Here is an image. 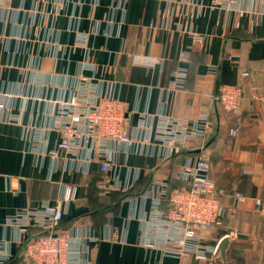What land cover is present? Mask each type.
I'll return each mask as SVG.
<instances>
[{"label":"crops","instance_id":"crops-1","mask_svg":"<svg viewBox=\"0 0 264 264\" xmlns=\"http://www.w3.org/2000/svg\"><path fill=\"white\" fill-rule=\"evenodd\" d=\"M4 2L0 242L5 245L0 256L18 254L17 228L10 218L43 202H61L71 187L76 197L62 203L63 221L82 226L93 238L88 245L92 264H220L168 256L153 226L154 198L147 195L155 182L169 190L188 187L178 170L188 157L203 156L225 210L210 243L236 232L227 264H264V0H244L232 9L212 0ZM143 58L163 62L147 66L139 62ZM86 60L95 73L83 69ZM179 70L186 71L184 86L173 90ZM81 77L90 79L97 94L111 91L124 104L137 153L132 144L112 141L105 152L94 149L91 161L88 151L78 158L62 152L51 156L60 140L57 102L70 99ZM225 84L243 88L237 119L215 98ZM202 114L208 117L206 134L163 160L162 118L193 124ZM231 128H237L235 136ZM106 159L120 184L130 180L128 191L139 194L120 205L118 193L124 191L101 194L100 163ZM151 241L154 246L146 247Z\"/></svg>","mask_w":264,"mask_h":264},{"label":"built area","instance_id":"built-area-1","mask_svg":"<svg viewBox=\"0 0 264 264\" xmlns=\"http://www.w3.org/2000/svg\"><path fill=\"white\" fill-rule=\"evenodd\" d=\"M243 1L212 0L214 4L229 9ZM0 3L5 5L4 0H0ZM139 62L155 66L163 61L161 58H143ZM83 65V69L96 72L95 65L89 60ZM247 76V72L242 73V77ZM185 77V70L177 71L170 88H182ZM92 89L90 79L81 77L70 99L57 102L58 120L55 127L60 132V140L56 149L50 152L52 157L57 158L62 152L78 158L81 152L88 151L87 159L91 161L94 149L105 152L106 145L112 141L132 144L134 153L138 152L126 127L124 104L111 91L97 94ZM215 98L230 117L237 119L240 116L244 100L241 84L222 85ZM3 107L0 103V109ZM207 119L202 114L197 122L189 124L184 120L163 117L159 136L165 151L163 160L178 155L187 141H194L198 136L205 135L209 128ZM237 132V128H231L229 134L235 136ZM100 168L104 173L99 186L102 195L111 190L125 192L130 189V180L124 186L120 184L110 159L101 161ZM128 172L132 174L131 170ZM178 177L189 186L169 190L166 183L155 182L147 191V195H152L155 202L154 220L157 222L153 223L156 228L154 230L161 232L162 247L168 256H194L199 261L211 262L221 240H216L215 244L210 243L211 234L223 225L225 210L221 204L222 191L219 190L210 173L208 161L203 156L188 157L180 166ZM138 179L137 173L134 180ZM75 197L76 189L69 187L65 189L61 202H43L38 208L20 211L10 218L9 224L15 225L18 233L16 257L24 264H92L88 245L93 238L85 233L82 226L59 229L60 222L64 219L62 203H68ZM31 227L41 230L44 235H30ZM226 236L236 240L238 234L231 231ZM4 245V242H0V252ZM145 246L151 248L154 244L151 241ZM11 259L9 255L0 256V264H8Z\"/></svg>","mask_w":264,"mask_h":264},{"label":"trees","instance_id":"trees-1","mask_svg":"<svg viewBox=\"0 0 264 264\" xmlns=\"http://www.w3.org/2000/svg\"><path fill=\"white\" fill-rule=\"evenodd\" d=\"M139 194L140 192H136V191H133V190H130V191H126V192H119L118 194H120V198H119V205L120 203H122L123 201L129 199L130 197L136 195V194ZM71 227V225H69V223L66 225L64 223V221L62 220L60 222V225H59V229L61 230H67ZM30 235H34V236H40V235H44L43 232H41V230L39 229H35V228H31L30 229ZM21 259L20 258H13L9 263H17V261L19 262Z\"/></svg>","mask_w":264,"mask_h":264},{"label":"water","instance_id":"water-1","mask_svg":"<svg viewBox=\"0 0 264 264\" xmlns=\"http://www.w3.org/2000/svg\"><path fill=\"white\" fill-rule=\"evenodd\" d=\"M233 240L229 236H224L218 243L216 252L213 257V262L227 264V252Z\"/></svg>","mask_w":264,"mask_h":264}]
</instances>
